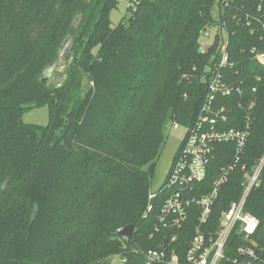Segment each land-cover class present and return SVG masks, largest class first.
Returning <instances> with one entry per match:
<instances>
[{
    "label": "trees",
    "instance_id": "1",
    "mask_svg": "<svg viewBox=\"0 0 264 264\" xmlns=\"http://www.w3.org/2000/svg\"><path fill=\"white\" fill-rule=\"evenodd\" d=\"M132 1L129 23L113 27L118 0H0V264H92L117 255L145 264L137 254L171 236L151 238L155 220L143 218L164 127L197 119L222 38L202 53L201 33L223 22L235 66L222 71L242 94L220 97L218 106L228 112L227 129L249 120L251 133L214 210L215 229L263 158L264 34L256 19L264 0H234L220 22L213 0ZM69 42L67 85L43 83ZM45 106L46 126L23 121L28 109ZM234 154V145L218 147L207 184ZM246 210L260 222L251 241L264 247V168ZM195 223L179 234L176 253L188 249ZM129 225L126 241L118 231ZM241 244L234 236L220 264H234Z\"/></svg>",
    "mask_w": 264,
    "mask_h": 264
},
{
    "label": "built area",
    "instance_id": "2",
    "mask_svg": "<svg viewBox=\"0 0 264 264\" xmlns=\"http://www.w3.org/2000/svg\"><path fill=\"white\" fill-rule=\"evenodd\" d=\"M213 1L219 16L215 19L220 22V16L234 4V0ZM259 11L263 12L262 5ZM246 18L250 25L249 15ZM256 20L264 34V12ZM216 27L218 30L214 34L209 29L201 33L202 39L204 38L200 47L202 53H207L214 45L216 35L222 37L215 52V57L220 60L219 64L215 69L207 70L210 77L206 80L208 94L204 105L194 124L185 127L184 140L173 159L165 184L158 192L150 190L148 195V206L143 218L152 217L155 220L151 238L163 231L172 234L161 242L157 249L142 253L147 258L146 264H220L234 236L242 242L236 249L238 257L234 264H264V247H258L251 241L252 236L258 231L260 222L246 210L252 190L260 184L264 156L251 173L245 174L242 195L221 212L216 229L212 221L222 191L240 162L251 133L249 120L239 128L227 129L228 112L225 107L218 106L220 97H231L234 92L242 94V89L228 80L222 71L228 66L234 67L235 64L231 61L230 34L226 24L223 22ZM253 32L251 30V33ZM251 54L254 55V59L263 58L257 48H253ZM225 144L235 147L233 161L222 167L209 185L207 182L211 173L210 168L216 159L218 147ZM192 218L196 220L194 235L186 252L178 254L176 242L180 238L179 234L185 231Z\"/></svg>",
    "mask_w": 264,
    "mask_h": 264
},
{
    "label": "rangeland",
    "instance_id": "3",
    "mask_svg": "<svg viewBox=\"0 0 264 264\" xmlns=\"http://www.w3.org/2000/svg\"><path fill=\"white\" fill-rule=\"evenodd\" d=\"M136 6L137 3L135 1L118 0V7L112 10L109 15L112 26L116 27L120 24L127 25L132 17L133 11L136 9ZM217 12L216 6L214 5V18L219 17ZM217 30L218 28L216 26L213 29H209L212 34H214ZM69 47L70 42L64 46L61 52L60 60L56 64L57 69L47 82L51 87L65 86L69 81L75 63L72 52L66 56ZM96 51L97 50H95V52ZM83 87L84 89L88 88V80L86 78L84 80ZM23 121L26 124L46 126L49 123L48 107H31L24 114ZM185 134L186 130L184 126L179 125V127L176 128V123H173L170 120L167 121L164 127V136L166 141L161 150V155L156 163V168L151 182V191L158 192L165 184L171 164L177 151L179 150L181 143L184 140ZM112 264H124V259L121 255H117L113 258Z\"/></svg>",
    "mask_w": 264,
    "mask_h": 264
},
{
    "label": "water",
    "instance_id": "4",
    "mask_svg": "<svg viewBox=\"0 0 264 264\" xmlns=\"http://www.w3.org/2000/svg\"><path fill=\"white\" fill-rule=\"evenodd\" d=\"M56 69L57 68L55 65L52 68H50L49 70H47L44 74V78L41 81L43 83H47L50 80L52 74L55 72ZM134 229H135L134 225H129L127 227L121 228L118 231V234L124 240L129 241V240H131V238L133 236ZM137 256L143 263H145V264L147 263V258L142 253H138ZM112 262H113V258H109L107 260H99V261L94 262L92 264H112Z\"/></svg>",
    "mask_w": 264,
    "mask_h": 264
}]
</instances>
